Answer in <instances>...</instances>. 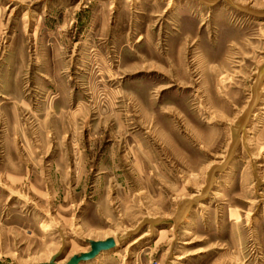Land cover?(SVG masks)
I'll return each instance as SVG.
<instances>
[{"label": "rangeland", "instance_id": "1", "mask_svg": "<svg viewBox=\"0 0 264 264\" xmlns=\"http://www.w3.org/2000/svg\"><path fill=\"white\" fill-rule=\"evenodd\" d=\"M264 264V0H0V264Z\"/></svg>", "mask_w": 264, "mask_h": 264}, {"label": "water", "instance_id": "2", "mask_svg": "<svg viewBox=\"0 0 264 264\" xmlns=\"http://www.w3.org/2000/svg\"><path fill=\"white\" fill-rule=\"evenodd\" d=\"M89 249L86 251H81L76 254H72L65 262L60 264H78L81 261L87 260L95 256L98 252L110 249L114 246V239L112 237H106L104 239H89L88 240ZM40 264H57L53 260Z\"/></svg>", "mask_w": 264, "mask_h": 264}]
</instances>
